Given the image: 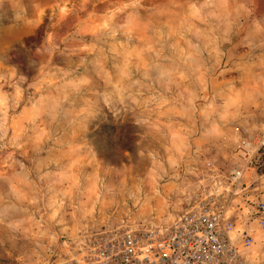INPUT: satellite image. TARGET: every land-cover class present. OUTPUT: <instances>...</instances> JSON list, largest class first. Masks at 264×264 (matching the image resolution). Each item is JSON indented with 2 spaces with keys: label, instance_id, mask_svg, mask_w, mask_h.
Segmentation results:
<instances>
[{
  "label": "rangeland",
  "instance_id": "rangeland-1",
  "mask_svg": "<svg viewBox=\"0 0 264 264\" xmlns=\"http://www.w3.org/2000/svg\"><path fill=\"white\" fill-rule=\"evenodd\" d=\"M263 134L264 0H0V264H64L211 199L264 264V150L229 178Z\"/></svg>",
  "mask_w": 264,
  "mask_h": 264
},
{
  "label": "built area",
  "instance_id": "built-area-1",
  "mask_svg": "<svg viewBox=\"0 0 264 264\" xmlns=\"http://www.w3.org/2000/svg\"><path fill=\"white\" fill-rule=\"evenodd\" d=\"M264 150V134L253 142L244 140L237 156L247 161L232 169L230 179L236 188L243 184L249 161ZM216 199L201 201L179 215L166 228L107 230L94 233L82 242L78 252L64 264H244L242 250L233 234L236 226ZM258 224L264 232V202L258 204ZM241 246L253 238L239 233Z\"/></svg>",
  "mask_w": 264,
  "mask_h": 264
},
{
  "label": "crops",
  "instance_id": "crops-1",
  "mask_svg": "<svg viewBox=\"0 0 264 264\" xmlns=\"http://www.w3.org/2000/svg\"><path fill=\"white\" fill-rule=\"evenodd\" d=\"M249 186L252 192V199L257 200L259 203L264 202V174L254 177Z\"/></svg>",
  "mask_w": 264,
  "mask_h": 264
}]
</instances>
